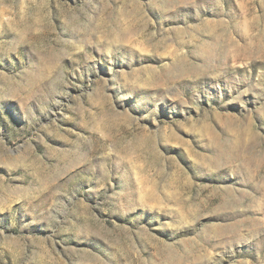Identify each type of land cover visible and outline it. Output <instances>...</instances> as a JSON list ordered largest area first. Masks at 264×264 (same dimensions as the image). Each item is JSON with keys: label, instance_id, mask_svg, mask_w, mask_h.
I'll use <instances>...</instances> for the list:
<instances>
[{"label": "rangeland", "instance_id": "374dc122", "mask_svg": "<svg viewBox=\"0 0 264 264\" xmlns=\"http://www.w3.org/2000/svg\"><path fill=\"white\" fill-rule=\"evenodd\" d=\"M0 264H264V0H0Z\"/></svg>", "mask_w": 264, "mask_h": 264}]
</instances>
